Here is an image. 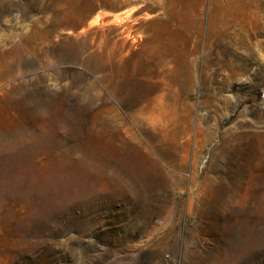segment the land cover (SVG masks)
Masks as SVG:
<instances>
[{
  "label": "rangeland",
  "instance_id": "1",
  "mask_svg": "<svg viewBox=\"0 0 264 264\" xmlns=\"http://www.w3.org/2000/svg\"><path fill=\"white\" fill-rule=\"evenodd\" d=\"M225 1L0 0V264H264V0Z\"/></svg>",
  "mask_w": 264,
  "mask_h": 264
},
{
  "label": "bare ground",
  "instance_id": "2",
  "mask_svg": "<svg viewBox=\"0 0 264 264\" xmlns=\"http://www.w3.org/2000/svg\"><path fill=\"white\" fill-rule=\"evenodd\" d=\"M252 1V0H251ZM230 7V4L227 1L224 2V4L221 6V9L223 12L228 11ZM234 15L237 18L238 13L233 12ZM248 15H245V18L243 19V24L240 27L241 31H244L248 27V23L244 24V22L247 21ZM250 19V17H249ZM227 24H230L231 22L228 21L226 22ZM195 54V49L192 51V55ZM186 55L185 54H178L176 55V59L170 61L168 58L170 56H167L165 53L160 55L156 62V67L160 69L162 72H164L165 76H169L172 84H176L178 82V78L180 76L181 71L184 68L188 69V78L192 81L194 78V71L193 69L189 66V63L186 62ZM250 57V62L252 61V53L249 54ZM173 64V66H172ZM173 93V92H172ZM164 96L165 93L160 94L155 100H152L150 104V111H149V118L150 116H155L156 122L155 123H162L161 120L163 119L164 116H167V122H171L173 120L174 116V109H168L167 106H175V99L176 95L173 93L172 94V103H166L164 101ZM176 117V116H175ZM7 136V135H6Z\"/></svg>",
  "mask_w": 264,
  "mask_h": 264
}]
</instances>
